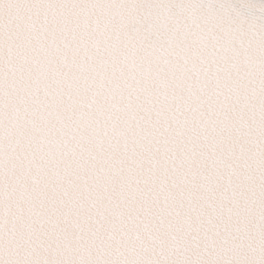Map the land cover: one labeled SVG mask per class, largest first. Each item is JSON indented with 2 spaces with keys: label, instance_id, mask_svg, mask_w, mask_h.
<instances>
[{
  "label": "snow or ice",
  "instance_id": "snow-or-ice-1",
  "mask_svg": "<svg viewBox=\"0 0 264 264\" xmlns=\"http://www.w3.org/2000/svg\"><path fill=\"white\" fill-rule=\"evenodd\" d=\"M0 264H264V0H0Z\"/></svg>",
  "mask_w": 264,
  "mask_h": 264
}]
</instances>
